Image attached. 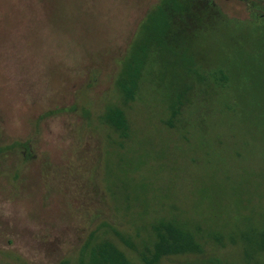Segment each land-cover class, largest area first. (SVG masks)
Returning <instances> with one entry per match:
<instances>
[{
    "label": "rangeland",
    "instance_id": "1",
    "mask_svg": "<svg viewBox=\"0 0 264 264\" xmlns=\"http://www.w3.org/2000/svg\"><path fill=\"white\" fill-rule=\"evenodd\" d=\"M157 2L0 0V147L29 149L0 157V264L74 260L88 233L103 224L135 242L163 218L199 232L204 253L162 264L211 257L242 264L231 231L245 217L264 221L258 84L242 80L241 100L229 99L226 111L224 97L233 94L221 90L205 107L185 111L186 127L172 130L162 123L160 94L145 83L125 108L129 140L120 144L99 122L107 106L121 104L114 89L119 61ZM215 2L229 19H249L240 1ZM203 108L211 114L204 132L196 127ZM212 231L224 236L223 247ZM102 232L137 261L111 231Z\"/></svg>",
    "mask_w": 264,
    "mask_h": 264
},
{
    "label": "trees",
    "instance_id": "2",
    "mask_svg": "<svg viewBox=\"0 0 264 264\" xmlns=\"http://www.w3.org/2000/svg\"><path fill=\"white\" fill-rule=\"evenodd\" d=\"M238 1L249 14L246 21L229 19L215 0H158L149 9L119 61L114 89L121 104L107 106L99 117L100 124L113 132L120 144L131 138L125 108L137 100L145 83L160 94L167 115L162 123L172 130L186 127L182 121L185 111L199 103L215 101L221 90L233 94L224 97L225 111L229 99L239 102L237 91L242 80L258 84L264 93V3ZM257 106L261 109L255 119L264 126V98ZM205 109L200 110L196 121V127L203 132L205 119L211 115ZM19 147L28 153L27 143H15L0 147V157ZM237 171L244 176L242 166L237 165ZM249 175L255 176L252 171ZM104 228L131 250L137 261L108 240L102 232ZM209 236L224 246L220 232L212 231ZM229 241L241 248L242 264H264V221L252 217H245L242 223L237 220ZM203 253L199 232L178 220L163 218L150 224L145 239L135 242L103 224L88 233L74 260L62 259L57 264H162L166 259ZM187 264L228 263L211 257Z\"/></svg>",
    "mask_w": 264,
    "mask_h": 264
}]
</instances>
